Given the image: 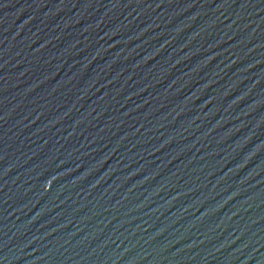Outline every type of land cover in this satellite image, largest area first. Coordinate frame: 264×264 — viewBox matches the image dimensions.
<instances>
[{
  "label": "water",
  "instance_id": "1",
  "mask_svg": "<svg viewBox=\"0 0 264 264\" xmlns=\"http://www.w3.org/2000/svg\"><path fill=\"white\" fill-rule=\"evenodd\" d=\"M0 264H264V0H0Z\"/></svg>",
  "mask_w": 264,
  "mask_h": 264
}]
</instances>
